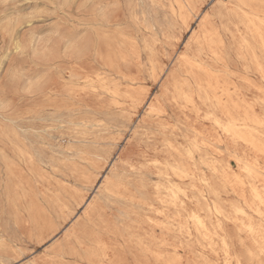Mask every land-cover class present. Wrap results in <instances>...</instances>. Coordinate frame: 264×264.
<instances>
[{"label": "rangeland", "instance_id": "obj_1", "mask_svg": "<svg viewBox=\"0 0 264 264\" xmlns=\"http://www.w3.org/2000/svg\"><path fill=\"white\" fill-rule=\"evenodd\" d=\"M107 1L123 4L119 10L107 12L113 20L107 32L111 36L110 42H115L114 45L111 43L110 54L119 70L116 74L119 77L106 72L107 78L118 80L124 76L128 80L134 79L136 82L131 88L145 100L141 105L131 100H119L120 109L112 105L107 111L111 102L109 94L79 91L78 102L74 101L75 118L84 122L89 120L88 138L82 143L70 142L67 136L58 135L59 131L62 134L68 129L57 127L53 130L56 135L54 148L39 144L43 149L40 155L28 160L27 166L19 164L22 172H17L15 180L9 181L6 173V164L11 162L13 155L7 142L0 143V261L10 259L13 264H33V261L42 264H109L105 259L90 260L79 250L75 256L58 259V252L61 249L67 251L69 235L91 216L95 207L103 204V180L110 175V170H119L128 157L137 159L144 153L153 154L150 145L134 147L132 130L137 123L141 125L149 120L146 105L150 102L165 107L170 116L175 115L176 111L167 101L166 90L170 74L178 66L177 57L193 51V38L206 22L203 15L210 18L208 22L219 26L214 14L229 0H138L137 9L129 7L134 0ZM90 4L91 0H0V80L10 71L21 77L8 93L0 90L1 124L6 125V119L15 115L23 119L24 125L33 124L30 119L34 116L49 118V109L41 108L45 103L43 94L39 91L29 93L30 88L41 86L49 73L100 66L95 62L93 49H89L93 48L89 41L93 30ZM197 10L198 15L194 16ZM149 37H153L152 40ZM17 45L24 49L23 55L17 54ZM72 48L84 50L80 49L81 60L64 57L62 51ZM45 56L48 61H43ZM119 60L124 61L123 64ZM161 66L168 75L158 76L156 71ZM127 79H122V92L128 86ZM254 95L252 91L249 97ZM197 127L200 131H213L206 122H200ZM245 133L246 136L253 133L250 138L259 136L264 144V123L251 126ZM215 139L213 149L206 147L201 152L205 160L218 163L216 174L202 168L211 179L210 188H205L204 198L198 200L193 198L189 188L184 205L187 216L199 213L205 229L199 230L188 218L184 241L176 234L170 239L171 264H264V204L252 194V189H256L264 197V154L255 153L243 140L231 142L217 135ZM240 208L243 212L237 211ZM123 244L120 245L126 248ZM134 260L132 255L126 254L123 264H137ZM141 261L140 264H155L148 259Z\"/></svg>", "mask_w": 264, "mask_h": 264}, {"label": "bare ground", "instance_id": "obj_2", "mask_svg": "<svg viewBox=\"0 0 264 264\" xmlns=\"http://www.w3.org/2000/svg\"><path fill=\"white\" fill-rule=\"evenodd\" d=\"M137 1L130 2V9H137ZM109 4L107 0H91L90 4L93 30L89 41L93 48L89 49H93L95 62L98 66L100 64L103 70L99 66L88 70L75 71L72 68L68 72L49 73L41 86H32L30 92L28 90L29 93L39 91L43 94L45 103L41 108L49 109V118L34 116L30 119L33 124L24 125L23 119L15 115L6 119V125L0 123V143L2 144L3 140L7 142L13 155L11 162L5 163L9 181L15 180L17 172H22L19 164H22V167L27 166L28 160L40 155L43 149L39 148V144L48 146V149L53 146V140L56 138L53 130L57 127L68 129L62 134L59 131L58 135L67 136L70 142L82 143L88 138L87 131L91 127L87 123L89 120L84 122L75 118L74 101L79 91L109 94L111 102L107 111L111 110L112 105L120 109L119 100H131L138 105L145 100V97L140 98L137 90L131 88L135 84L134 79L126 78L128 86L122 92L120 86L122 79L126 80L124 76L118 80L107 78L106 72L116 75L119 71L115 58L110 54L112 42L107 29L113 20L108 11L104 10ZM197 15L198 10L194 16ZM145 16L146 13L143 14V17ZM203 18L205 25L193 38L192 46L190 45L193 51L189 55H179L178 66L170 74L166 95L168 103L176 111L175 115L170 116L165 107L150 102L146 105L149 120L141 125L137 123L132 130L134 147L137 149L143 144L150 145L153 154L144 153L137 159L128 157L119 170H110V175H106L103 180V204L95 207L91 216L69 235L67 251L61 249L58 259L75 256L79 250L90 260L105 259L109 264H123L126 254L132 255L137 264L147 259L155 264H171L170 239L173 234L180 240L186 237L188 218L199 230L205 229L199 213L187 216L184 207L189 188L195 200L204 198L205 188H210L211 179L205 175L202 168L217 173L218 163L205 160L201 152L206 147L213 149L217 135L231 142L243 140L255 153L264 154V144L260 137L250 138L253 133L250 136L245 135V131L251 126L258 127L264 123V0H229L227 4H222L214 14L219 26L208 22L210 18L204 15ZM119 48L122 47L119 45ZM80 49H66L62 53L70 60L80 59ZM43 61H48L46 56ZM162 66L156 71L158 76L168 75ZM252 91L255 95L250 98ZM200 122H206L213 131H200L197 127ZM252 194L259 203L264 204V197L260 192L252 189ZM214 211L219 213L217 209ZM237 211L243 212V209ZM248 229L251 227L248 226ZM123 243L126 248L120 245Z\"/></svg>", "mask_w": 264, "mask_h": 264}, {"label": "snow or ice", "instance_id": "obj_3", "mask_svg": "<svg viewBox=\"0 0 264 264\" xmlns=\"http://www.w3.org/2000/svg\"><path fill=\"white\" fill-rule=\"evenodd\" d=\"M131 5H129L130 7ZM123 7V4L121 3H111L107 5V7L104 9L105 11H111V10H118ZM16 51L18 55H23L24 49L21 48L19 45L16 47ZM21 78L20 74L9 72L4 74L3 79L0 80V90H2L5 93H8L10 90H12L15 86V82L17 79ZM3 247L7 249V244H4ZM0 264H13V261L10 259H6L3 261H0ZM33 264H42L41 261H33ZM46 264V262H44Z\"/></svg>", "mask_w": 264, "mask_h": 264}]
</instances>
